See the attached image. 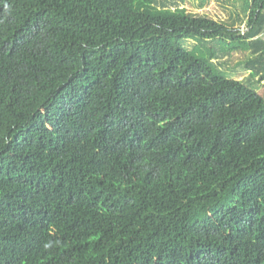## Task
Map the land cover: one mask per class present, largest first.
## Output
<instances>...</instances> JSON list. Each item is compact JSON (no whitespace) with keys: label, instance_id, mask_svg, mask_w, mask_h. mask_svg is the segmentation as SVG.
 Segmentation results:
<instances>
[{"label":"trees","instance_id":"trees-1","mask_svg":"<svg viewBox=\"0 0 264 264\" xmlns=\"http://www.w3.org/2000/svg\"><path fill=\"white\" fill-rule=\"evenodd\" d=\"M184 1L0 0V264H264V0Z\"/></svg>","mask_w":264,"mask_h":264},{"label":"rangeland","instance_id":"rangeland-1","mask_svg":"<svg viewBox=\"0 0 264 264\" xmlns=\"http://www.w3.org/2000/svg\"><path fill=\"white\" fill-rule=\"evenodd\" d=\"M180 7L185 8L188 13L209 16L215 20L224 21L236 26L238 25L240 28L246 26L245 19H243L241 23L235 20L237 14L243 18V11H241L242 0H185L180 3ZM184 46L189 53H191L194 48L198 50V43L193 39L185 40ZM237 49H242V46H238ZM198 56L200 57V53ZM241 59H243V53L239 51L234 52L232 55L218 58L215 64L226 76L241 79L246 75L245 72H240L238 65H236Z\"/></svg>","mask_w":264,"mask_h":264},{"label":"clouds","instance_id":"clouds-1","mask_svg":"<svg viewBox=\"0 0 264 264\" xmlns=\"http://www.w3.org/2000/svg\"><path fill=\"white\" fill-rule=\"evenodd\" d=\"M46 247H47V245H46Z\"/></svg>","mask_w":264,"mask_h":264}]
</instances>
